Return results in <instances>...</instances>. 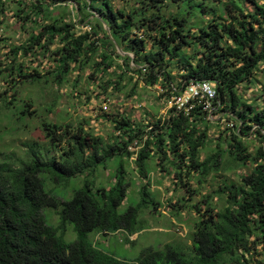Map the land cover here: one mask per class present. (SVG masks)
<instances>
[{
	"label": "trees",
	"instance_id": "obj_1",
	"mask_svg": "<svg viewBox=\"0 0 264 264\" xmlns=\"http://www.w3.org/2000/svg\"><path fill=\"white\" fill-rule=\"evenodd\" d=\"M136 4L114 9L111 0H0V24L11 12L29 32L23 43L7 47L6 60L0 61V109L23 122L36 113L30 99L17 98L24 85L61 86L71 72L83 74L86 69L89 79L99 83L112 69V79L103 89L120 91L123 79L134 75L148 87L160 84L169 100L191 82L213 83L216 112L232 122L233 132L200 161V151L209 142V119L198 107L188 114L170 108L162 121L141 126L119 114L105 115L118 133L109 144H101L81 126L43 121L44 143L28 144L32 155L17 167L0 151V264H252L256 257L257 264H264V108L246 104L239 93L264 71L259 68L264 65V0ZM43 58L51 65L46 67ZM173 71L178 73L176 83ZM249 133L260 143L254 155L245 139ZM135 142L141 148L130 152L128 147ZM224 155L236 169L247 165L251 169L239 176V182H221L213 191L221 206L212 204L210 195L191 205L196 213L204 205L193 227L191 256L166 245L124 260L104 253L89 239L92 233H124L129 242L128 236L141 230L140 207L117 213L131 182L121 163L116 166L112 160L135 156L141 180L149 174L145 168L149 158H158L160 166L170 165L173 183L187 194L177 200L182 204L194 195L191 179L201 184L221 167ZM111 162L113 182L95 186L96 171ZM79 177L85 181L69 200L54 195V186L67 187ZM147 188L142 184L139 192L155 205L154 211L161 208ZM169 208L176 210L172 204ZM52 211L61 220L58 227L47 223L52 224ZM67 223L76 234L70 244L58 235Z\"/></svg>",
	"mask_w": 264,
	"mask_h": 264
},
{
	"label": "rangeland",
	"instance_id": "obj_2",
	"mask_svg": "<svg viewBox=\"0 0 264 264\" xmlns=\"http://www.w3.org/2000/svg\"><path fill=\"white\" fill-rule=\"evenodd\" d=\"M113 8H125L136 6L137 0H111ZM68 12L71 13L72 7L67 6ZM56 15H60L57 11ZM66 19L71 16L65 15ZM85 25V24H84ZM82 25L83 30H89L88 27ZM27 29H22L20 24L12 17L9 12L0 24V61L5 59L7 47H13L23 43L28 38ZM55 46L52 47L54 49ZM150 49L148 44L147 50ZM188 53V51H187ZM45 66L51 65L50 61L42 59ZM118 64H122L121 60H117ZM0 67L2 65L0 64ZM264 69V65L259 67ZM110 69L104 74L101 82H93L89 79V69L83 74L71 72L67 77V81L61 86L56 84H26L21 87V93L17 95L19 99H30L33 102V108L36 113L27 117L22 122L18 121L12 112L0 109V151L7 155L13 167H17L20 160H27L28 155H32L27 147L28 144L44 143L43 133L40 124L48 121L65 126L69 124L73 128L83 127L94 137L103 143H111L113 136L118 133L114 130L113 124L104 116L108 115L112 118L117 114L127 117L133 121V124L147 125L149 122L163 120L167 117L170 109L168 104L169 97L160 84L154 87H148L136 76L129 75L121 82L122 89L116 91L111 87L104 88V82L111 78ZM173 81L178 82V73L172 72ZM78 80V82L74 80ZM241 100L246 104H252L261 110L264 108V71L258 72L255 76V82L243 88L240 92ZM9 96H11L9 94ZM209 126L207 136L209 142L206 147L200 151V161L205 160L216 150L220 139L233 132L234 126L225 117L224 113L214 112L213 115L207 116ZM251 124V123H250ZM255 128V126H253ZM226 132V135H225ZM252 132V131H251ZM248 151L254 155L255 150L260 143L249 133L245 138ZM141 148V146H140ZM140 148L138 150H140ZM45 153V147L42 149ZM55 153V152H54ZM133 156L131 159L118 158L112 162L118 166L121 163L130 180L128 195L126 200L118 208L117 213L123 214L128 207L138 209V227L141 229L138 233L128 236L129 242L126 241L124 233L116 234H90L89 239L96 244V247L104 253L110 254L116 258L124 260H132L138 257L146 249L163 248L166 245L174 246L178 251L184 252L186 255H192V233L193 227L197 220L200 219L199 214H203L204 205L201 204L202 210L196 213L191 209L192 204L203 202L205 196L210 195L212 204L222 205L217 200L213 191L218 189V185L224 181L239 182V176L249 172L250 166L236 169L233 164L227 163V156H222L221 167L217 171L210 172L201 184L196 179H191V188L194 192L190 202L179 204L177 200L187 195L185 188L173 183V169L170 165L164 164L160 166L158 158L151 157L145 162V168L149 172L146 178L138 175L137 168L134 164ZM172 159V157H171ZM109 163L104 169L100 167L96 171L94 180L95 186H109L112 173L115 170L114 165ZM165 168V169H164ZM91 179V178H90ZM84 177L72 179L69 186H54L53 193L61 199L69 200L73 196V192L81 188ZM142 184H146L148 191L155 202H160L161 208L154 211V206L144 195L139 192ZM46 191L49 187L46 184ZM167 201H171L176 210L169 208ZM184 204V205H183ZM172 212V214H171ZM174 213V214H173ZM49 225L58 227L60 223L59 216L52 211ZM46 216V212H45ZM47 218V217H46ZM48 221V220H47ZM58 235L62 236L66 244L76 241V234L71 224H64L62 230L58 231ZM95 235V236H94ZM256 257L252 264H257Z\"/></svg>",
	"mask_w": 264,
	"mask_h": 264
},
{
	"label": "built area",
	"instance_id": "obj_3",
	"mask_svg": "<svg viewBox=\"0 0 264 264\" xmlns=\"http://www.w3.org/2000/svg\"><path fill=\"white\" fill-rule=\"evenodd\" d=\"M215 100V85L211 82L201 81L191 82L179 95L172 97L168 104L170 108H175L176 111H183L187 114L198 107L203 113L211 116L216 112ZM138 149L136 142L128 147L130 152H136Z\"/></svg>",
	"mask_w": 264,
	"mask_h": 264
}]
</instances>
